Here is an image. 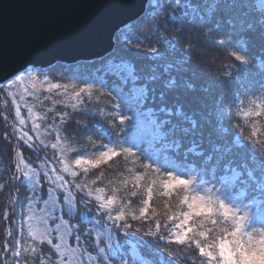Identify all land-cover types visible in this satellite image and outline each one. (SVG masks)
I'll return each instance as SVG.
<instances>
[{"label":"trees","instance_id":"1","mask_svg":"<svg viewBox=\"0 0 264 264\" xmlns=\"http://www.w3.org/2000/svg\"><path fill=\"white\" fill-rule=\"evenodd\" d=\"M149 3L154 7L117 33L114 48L117 58L130 61L138 73L150 74L155 65L165 79L175 76L179 115L172 118L175 132L167 137L155 131L148 117L133 119L134 107L133 111L118 107L120 96L112 89L120 81L101 69V61L110 54L86 63L34 68L36 81L25 76L11 87L0 85V264H101L96 258L100 247L113 257L109 264H209L194 241L174 242L172 233L181 231L176 225L190 211L185 198L188 203L197 198V203L214 209L211 214L206 208L194 212L184 226L185 231H204L207 239H200L205 245L233 229V213L247 217L245 232L255 230L259 235L264 229V0ZM152 48L161 59L152 58ZM233 53L251 63L241 64ZM141 59L143 63L137 62ZM167 60L181 61L180 70L164 74ZM50 84L59 87L49 90ZM120 114L130 118L124 125L119 124ZM33 121L41 126L43 142L32 129ZM51 124L56 130L48 135ZM21 132L33 137L31 147L18 139ZM109 148L118 155L87 171L72 163L80 156L95 160ZM123 148H130L131 154H124ZM62 160L72 164L75 177L63 172ZM25 165L39 175L20 179L28 170ZM53 169L74 194L71 217L66 205L61 211L62 190L43 175L44 171L51 175ZM176 180L188 184L177 185ZM169 181L175 186L166 189ZM75 184L84 185L83 190ZM48 189L59 195L55 211L51 200L44 203ZM97 195L104 201L116 197L111 213L100 208ZM145 199L149 200L145 216L138 220L126 216L127 229L118 227L125 221L108 218L121 208L139 216ZM221 203L230 210L228 217L223 216ZM45 218L48 227L59 225L51 233L53 245L61 243L57 237L62 225L68 231L63 258L38 239L36 224L41 221L44 229ZM150 230L156 235H145ZM13 253H19L18 260Z\"/></svg>","mask_w":264,"mask_h":264},{"label":"snow or ice","instance_id":"2","mask_svg":"<svg viewBox=\"0 0 264 264\" xmlns=\"http://www.w3.org/2000/svg\"><path fill=\"white\" fill-rule=\"evenodd\" d=\"M154 5L148 2V0H144L141 6V15L147 13L148 9L153 8ZM232 24V21H229ZM187 39V37H184ZM220 45H223V41L219 42ZM136 48H139L140 45H136ZM189 48L194 47V45L189 44ZM183 51H187L184 49ZM151 52L154 54L153 59H161L160 53L157 49L152 48ZM117 52L114 48L112 53L108 56V58L104 61H101V69L106 75H111L120 81L118 86H115L112 91L116 92L118 96H120V105L119 108H124L128 106V111H133V107L135 108V112L133 114V119L136 115H140L142 117H148V122L154 126L155 131L162 137H167L169 133L175 132V128L173 125V117H177L179 115V109L177 104L179 101L177 100V96L179 94V85L176 82L175 76H170L165 79L158 71L157 66H152L150 69V74H142L138 73L135 66L128 60L117 58ZM235 55V53H233ZM235 59L240 61L241 64H249L250 60L246 59L243 55H235ZM181 61L176 60L173 62L172 60H167L163 65V73L169 74L170 70L173 68H177V71L180 69L177 67ZM31 64L22 65L16 72L8 74V76L3 77L2 79L6 82L8 87H11L15 81H21L27 76L31 81L37 80V72L36 70L30 66ZM100 70V69H98ZM243 75H241V80H243ZM129 84L131 87H128ZM57 84H50L49 90L58 88ZM246 87V85H245ZM127 88V94H125V89ZM2 90V88H0ZM89 91V89H81V92ZM90 94V92H89ZM76 99L80 101V96L77 94ZM82 102V101H81ZM29 113H31L32 109H28ZM16 115L19 116L20 112L17 109ZM67 113L60 116V119L63 120L64 116ZM130 118L120 114L119 115V124L124 125ZM20 123L23 125L24 121L21 120ZM170 126V127H169ZM41 126L35 121H33L32 129L36 132L37 139H40L43 142V139L40 135ZM165 129H167L165 131ZM56 130V125L51 124L47 127L46 132L48 135H51L53 131ZM19 140L23 141L26 146L31 147V143L33 141V137L29 135L28 132H21ZM59 144V138L57 139V143H53L51 147L56 149ZM48 145H45L47 147ZM122 152L124 154H131L130 148H123ZM63 155V153H62ZM118 153L113 149L109 148L107 151H101L99 153V157L95 160L85 159L82 156L77 157L72 163L77 167H83L85 171L88 170V167H96L101 163L106 162L109 158L117 156ZM61 163H64L62 160ZM27 171H23L21 173L20 179L29 178L31 179L34 176H38L39 173L33 171L28 165H25ZM17 171H20L17 168ZM63 172L70 174L75 177L76 172L72 171V164L64 163ZM43 175L45 178L52 184H55L58 189L62 190L63 194V204L61 205V211H63V206H67V212L69 217L74 215V203L75 198L73 192L70 190V186L68 182L65 180L64 176L56 175L55 170L53 169L52 174L50 175L48 171H44ZM139 177H137V180ZM177 185L187 186L188 183L182 182L181 180H176ZM171 181L165 183L164 187L166 189L174 187ZM74 187L77 190H83L84 185L75 184ZM102 189H97V192H102ZM32 192L35 193L36 189L33 188ZM53 190L48 189V200H45V205H48L49 200L52 201L53 211H55V207L57 202L59 201V195L53 196ZM91 191L88 192V195L91 196ZM135 195V193H133ZM151 193L149 192V196ZM98 201H101L100 208L106 209L111 213V206L116 203V197L110 196L106 201L100 195L96 196ZM203 197H200L199 200L203 201ZM33 200L29 198V205L31 206ZM183 203H187L188 209L190 211L183 213V220L181 223L177 224L176 227L181 229V231L173 232L172 235L175 236V243L184 245L190 244L194 241L195 249L198 250L199 255L203 257H207L209 264H244L248 259L249 250L253 246H264V229L259 231V235H257L256 231L245 232L244 225L247 217L241 216L239 218L233 213L231 219L234 221L233 229L227 233L226 236H222L218 240H213L212 243L205 245L204 241L200 238L204 237L207 239L206 233L204 231L196 232L193 228H188L187 231L184 230V226L189 223V218L192 217L194 212H198L201 209H207L208 214L214 212L213 207L210 205H205L203 203H197V198H193L191 203L187 202V198L183 201ZM145 207H141L139 209V216L135 214L128 213L124 208H121L117 214L113 217L111 214L109 215L110 220H114L117 222L125 221L118 225L119 228L127 229L129 225L126 223V216L131 215L132 220H138L141 217L145 216L146 207L149 204V200L145 199L143 201ZM220 209H223V216H229V209L225 208V205L221 203L219 205ZM168 219H172V217H168ZM45 227L39 233L38 239L42 242L46 241L49 245L55 248V252L58 253L62 258L64 257V252L61 250L62 247L66 246L65 241H63V237H57L61 240V243H57L53 245V240L51 238V233L53 231H58L59 225L56 229H52L48 227L49 220L45 218L43 221ZM159 229V224H157V230ZM189 233H192V236H189ZM147 236H155L156 231H148L145 233ZM187 238V239H186ZM160 239H164V237H160ZM77 242H79L80 237H76ZM97 241H99V237H97ZM99 247V243L97 244ZM8 251H11L10 248H7ZM35 251V249H33ZM19 253H13V258L18 260ZM101 261V264H109V261L113 259V257L107 253L106 248H99V255L96 257ZM41 264H44V261H41Z\"/></svg>","mask_w":264,"mask_h":264},{"label":"water","instance_id":"3","mask_svg":"<svg viewBox=\"0 0 264 264\" xmlns=\"http://www.w3.org/2000/svg\"><path fill=\"white\" fill-rule=\"evenodd\" d=\"M143 2L0 0V85L28 63L47 69L107 57L117 33L144 16Z\"/></svg>","mask_w":264,"mask_h":264},{"label":"clouds","instance_id":"4","mask_svg":"<svg viewBox=\"0 0 264 264\" xmlns=\"http://www.w3.org/2000/svg\"><path fill=\"white\" fill-rule=\"evenodd\" d=\"M246 264H264V246H253L249 250Z\"/></svg>","mask_w":264,"mask_h":264},{"label":"rangeland","instance_id":"5","mask_svg":"<svg viewBox=\"0 0 264 264\" xmlns=\"http://www.w3.org/2000/svg\"><path fill=\"white\" fill-rule=\"evenodd\" d=\"M137 62H140V63H143V60L141 59L140 61H137ZM43 230V227L41 225V221L39 223L36 224V232L39 236V233ZM67 229L65 226L62 225V228H61V236L63 237V241L67 242ZM68 243H66V247Z\"/></svg>","mask_w":264,"mask_h":264}]
</instances>
